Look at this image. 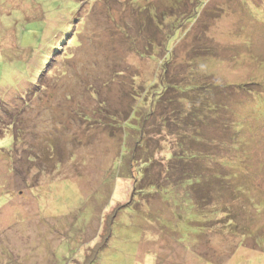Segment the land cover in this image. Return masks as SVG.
<instances>
[{"label": "rangeland", "instance_id": "374dc122", "mask_svg": "<svg viewBox=\"0 0 264 264\" xmlns=\"http://www.w3.org/2000/svg\"><path fill=\"white\" fill-rule=\"evenodd\" d=\"M75 1L0 0V264H264L256 200L264 201V0ZM17 2L30 5L26 13ZM32 7L38 19L25 17ZM169 26L180 36L164 74ZM211 37L213 45L201 44ZM163 76L178 84L167 92H179V166L187 182L202 184L188 188L190 204L183 189L148 199L151 187L131 184V143L144 121L120 123L134 97L144 95L146 109L153 97L159 104L148 86ZM41 82L38 95L26 96ZM168 108L160 103L148 121L159 160L179 147L159 122ZM8 111L20 115L23 141ZM33 132L45 137L29 146ZM193 136L206 142L205 168L191 158ZM233 143L247 153L232 156L225 146ZM18 144L19 180L10 184L4 173ZM217 170L230 174V188L254 189L255 201L218 186ZM178 176L160 182L176 187Z\"/></svg>", "mask_w": 264, "mask_h": 264}, {"label": "trees", "instance_id": "16d2710c", "mask_svg": "<svg viewBox=\"0 0 264 264\" xmlns=\"http://www.w3.org/2000/svg\"><path fill=\"white\" fill-rule=\"evenodd\" d=\"M77 5H79V2L75 1V0H72V3L70 4V6L71 7H77ZM29 6H30L29 4H28V6L22 5L21 2H17V3L14 4L15 8L22 9V11L25 12V13H26L25 10L29 9ZM30 10H31V13L26 15L25 17L27 19H38V17L35 14L34 7H32V9H30ZM174 27H170L169 26L167 29H165V28L162 29L164 33L165 32L167 33L166 36H168L167 39L163 38V41L165 43V47L167 48L166 49L167 50V54H166V56L164 58H162L160 60V62L162 64H165L164 69L166 71H165L164 74L167 73L168 65H170L169 62H171V56H169V54H170L169 52L171 50V47L174 45V39H176V38H178V36H180V34L178 33L180 30L178 29L177 30L178 32H177V31L174 30L175 29ZM175 32H176V35L174 36ZM167 42H168V44H167ZM213 42H214V38L211 37V38H206L205 41L202 39V43L201 44L203 46L204 45L206 46L208 43L212 44ZM165 78H166V76H163L161 79H158V82L155 81V80L154 81H150L149 82V86H148L149 88H152V92L154 94L153 96H155V98H158V101L157 100L156 101L159 102V104L154 102L155 99L153 97L152 100H151V103L149 104L148 108L146 109L145 106L143 105L145 103L144 95H141L139 97H134V100L136 102H135V104H133V108H132L133 112L131 113V116H130L129 120H126V121H123V122L120 123V124H132V126H134L133 124L136 122V120L138 118H141L144 121V131L145 132H144L143 137H141L140 140L137 143L135 141H133L131 143L132 149L135 147V155L133 157V165H132L131 172H130L131 173L130 174L131 184H132V179H134V184H136L138 186L141 185V187L139 188L141 190H144L146 186L147 187H151L150 190L148 189V192H144V194L146 195V197L148 199H149V197L151 195L154 196L155 194H156V196L160 197L162 195L161 194L162 191H166L167 193H170L168 191V188H174V190L175 189H183L185 191V195L188 196V203L190 204V201L192 200V196H191L192 192L191 191L194 190V189L188 190V188H191V184L192 183H196V188H197V186L200 184L201 180L199 181L198 179L194 178V180H195L194 181V180H191L189 178V180L187 182L186 181V174H188V172L186 173L185 165H184V168H180V166H179V164L181 162V161H179L180 158L184 157L182 124H181V113H180V102H179V94H178L179 92L178 93L175 92V93H172V94H168L169 92H167V90L169 89L168 88L169 85H174V86L177 87L178 84H176L174 82L167 83V82H165ZM159 84H163L164 85L163 88L160 89L162 91L161 94H158L156 92L157 88H159ZM241 84H238V86H241ZM147 85H148V83H146V86ZM35 87H36V89H34L32 91H28L26 93V96H29V94L31 92L36 93V94H33V97L38 95L43 90V83L41 82L38 85H35ZM30 96H32V94H30ZM261 98H263V97H261ZM26 101L30 105L29 108H32L33 106L30 104V102L27 100V98L25 99V102ZM160 103L161 104H163V103L167 104V106L169 107L168 108L169 109V115H168V118H166L164 120H159V122H160L161 125H163V127L167 128L169 130V136L170 135L176 136V141H177L176 142V146H177V144L179 146L177 149H175L174 152H170L169 153V151H166L165 152L166 153V155H165L166 159H163V160H159L156 157L157 154L153 155V151H151L150 150L151 148H149V143L151 142L150 141L151 138L148 137V135H147L149 133L148 121L155 115L157 107L160 105ZM156 104H158L157 107H156ZM73 105H74L73 108H75L77 106V110H78V105L79 104L76 105L75 103H73ZM1 107L2 106L0 104V109H1ZM26 110H28V109H26ZM23 113L24 112H22L20 114L22 115ZM7 114L9 116V118L11 119V120H9L7 125L11 126V125L17 123V127L18 128H16L17 134H16V137H15V140H17L18 137H20V138L22 137V135H20V133H23L22 128H23L24 123L21 122L22 119H21L19 114L13 113L11 111H8ZM20 125H22V126H20ZM121 135H122V132H120V137H121ZM13 136H15V135H12V139H13V142H14L15 140H14ZM33 136H38V139H37V141L35 139V141L33 143L30 142L29 146L30 145H35L36 142H40L41 139L45 137V134L43 132H37V133L33 132ZM48 137L51 140V135H49ZM191 140H192V142H194L195 147L198 148L197 151H193L191 158L193 160H199V164H198L199 168L200 167L201 168H205L207 166V164H208L207 159L210 158V154H208V152L206 150V147L203 146V143H206V142L204 140H202L200 137H197V136L196 137L193 136L191 138ZM262 140H264V138ZM22 141H23V139H22ZM223 141L224 140H221L220 144ZM21 143H19V144H21ZM215 143H218V142H215ZM234 143H233V146L232 145L231 146H229V145L225 146V149L231 150L232 156L244 155L245 153H247V151L244 148L240 147L241 145L238 146V144L236 145L238 150H236L234 148ZM19 144L17 145V149H18L17 152L16 151H12V153L15 154V156H13L12 162L11 163L8 162V157L6 159V161L10 164V166L6 167L4 174L6 175V180L9 181L10 184L12 183V180H10L9 178L11 176L13 178V176L15 174H16L15 181L19 180L18 179V168H19L18 165H19L20 162H22V159H23V156L21 155V146H19ZM120 144H121V141H120ZM161 144L162 143L159 142V145H161ZM53 147H55V146H53ZM144 147H145V150H144V153H143L142 150H143ZM13 149H15V147ZM212 150H213L214 153L218 152V150H215L214 147H213ZM149 153H150V155H149ZM230 159H227L225 164L228 163V162L230 163ZM158 162H161L162 166H160ZM136 164H138V166ZM151 165H153L154 168H152ZM232 166L233 165L231 164V167ZM256 167H259V166L256 165ZM251 169H252V167H251ZM133 173H135V174H133ZM167 174L179 175L178 178H176L177 183H179L178 186L170 187V186H167L166 183L160 182V179L163 180L165 178V176H167ZM23 175L24 174H22L21 176H23ZM119 176H123L122 175V171H121L120 174H118V177ZM215 178L218 180L217 181L218 186H220L222 188L223 187H227V186H228L227 188L231 187L230 174H228V175L225 174V173L221 174L220 171L217 170V174H216ZM138 179H139L140 184L137 183ZM200 185H202V184H200ZM237 187L240 188L241 192L242 191H243V193L248 192V194L246 196H241V194H239V190H238V192L233 193V196L237 195L240 198H245L247 200L249 199V200L255 201L254 200L255 192L253 191L254 189H251L247 184H239V185H236V187L234 186V188H230L229 190H231L233 192V189L237 190ZM134 189L137 190L138 189L137 186H135ZM202 189L203 188H201V186H200L199 190L205 193L206 191H204ZM171 193H172V191H171ZM188 193H189V195H188ZM185 195H184V197H185ZM175 196H179V195H175ZM132 200H134V199H132ZM256 200L257 201L260 200L261 202H263L261 205L264 206V201H262L260 197H258ZM129 202H133V201H129ZM200 208H203V209L206 208L207 210H210L212 207H211V205H209V206H206V207L201 206ZM259 211L260 212H264V207L262 209L260 208ZM259 216L261 218V213H259ZM217 219H219V218L217 217ZM89 259H90V257H88V260L86 261L85 264H90L91 263L89 261Z\"/></svg>", "mask_w": 264, "mask_h": 264}]
</instances>
